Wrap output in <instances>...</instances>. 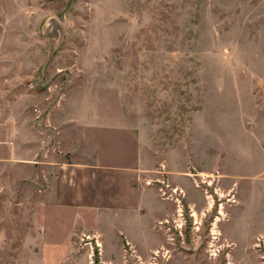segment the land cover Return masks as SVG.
Masks as SVG:
<instances>
[{
    "label": "rangeland",
    "instance_id": "rangeland-1",
    "mask_svg": "<svg viewBox=\"0 0 264 264\" xmlns=\"http://www.w3.org/2000/svg\"><path fill=\"white\" fill-rule=\"evenodd\" d=\"M10 118L0 264L36 226L73 264H264V0H0ZM82 152L129 172L130 215L50 203Z\"/></svg>",
    "mask_w": 264,
    "mask_h": 264
},
{
    "label": "crops",
    "instance_id": "crops-1",
    "mask_svg": "<svg viewBox=\"0 0 264 264\" xmlns=\"http://www.w3.org/2000/svg\"><path fill=\"white\" fill-rule=\"evenodd\" d=\"M17 136L18 126L12 118L0 121V164L12 163L20 156ZM82 154L86 161L71 163L59 169L53 187L50 188V203L63 208L90 211H116V208L122 210L121 213L130 215V207H133V202L136 204L137 199L127 194L131 190L135 192L129 185V172L118 170L119 168L116 170L114 165H107L99 153ZM123 178L128 180V185L122 186ZM123 207L127 208L122 209ZM51 219L36 217V223L50 222ZM58 234L61 235V241L57 243ZM73 235L71 230L58 233L44 228L40 232L36 226V238H30L31 243L27 246V252L34 256L32 264H73L67 257L60 260L55 258L57 254L68 256L72 253Z\"/></svg>",
    "mask_w": 264,
    "mask_h": 264
}]
</instances>
